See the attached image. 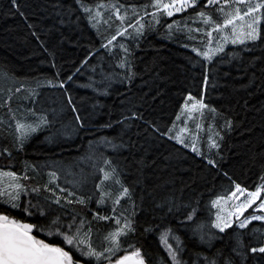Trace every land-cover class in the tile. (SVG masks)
Instances as JSON below:
<instances>
[{
  "label": "trees",
  "instance_id": "1",
  "mask_svg": "<svg viewBox=\"0 0 264 264\" xmlns=\"http://www.w3.org/2000/svg\"><path fill=\"white\" fill-rule=\"evenodd\" d=\"M84 2L94 5L100 2L108 3L109 0ZM118 2L126 8L134 5L139 9L141 5L151 3L152 0ZM17 3L20 11L24 13L23 16L12 6L11 0H0V76L7 77L0 79V105L4 104L9 94L8 89L14 92L15 88L20 87L21 91L15 93L9 102L16 118L22 122H33L40 116H46L48 123L29 137L22 152H16L12 149L14 130L10 127L15 124V120L11 118L8 107L0 106V144L12 150V158L0 157V168L20 174L24 171L25 164L35 165L39 174L29 171L28 175L34 177V181L30 183L40 184L47 181L48 172L55 171L60 177L58 182L61 186L69 189H72V184H66L65 179L72 181L73 177L66 176V173H78L82 169L88 176V182L75 190L78 195H88L96 192L94 185L102 178V174L92 168L93 162L86 159L90 142L103 144L102 138L108 137L116 145H131L118 150L106 146L101 150L117 165L119 179L134 189V199L139 208L136 216L137 232L130 237V242L142 250L145 258L149 259V264L150 258L166 257L158 236L165 226L179 230L177 234L186 245L185 259L189 264L196 259L195 253L213 257L218 249L223 253L220 264L229 254L234 257L231 253L234 240L229 236L232 229L226 233L212 229L222 239L214 240L209 248L206 244H201L198 237H191L172 216L157 209L155 205L170 196L185 202L199 199L201 211L195 219L207 223L214 219L216 211L214 208L209 211V201L217 195H227L234 190V185L223 175L224 172L249 191H254L262 182L260 177L264 176V72L260 69L264 67V61H256V67L253 69L246 67V64L242 66L235 59L231 63L217 65L216 61L220 57H216L213 63L207 66L209 86L203 96L205 102L215 107L217 112L213 120L207 119L204 124H210L214 131L223 137L222 141H218L221 145L220 155H215L216 149L211 150L212 158L216 159L218 164V168H212L201 156L174 140L151 136L145 139L143 135L138 134L143 128L139 121L134 122L140 124L139 129L133 127L122 131L121 126L116 124L112 128L101 127L109 119L114 122L122 111L134 105L148 119L165 128L175 121L189 94L200 98L202 67L197 62L202 58L191 49L193 46L202 47L199 39L201 34L195 33L197 39L188 40L185 30L176 33L172 39L166 38V25L174 20L183 23V18L188 17L192 9L173 17L161 15L155 30L146 31L144 38L139 41V47L134 48L133 70L136 76L131 84L120 83L124 70L116 67L115 60L107 56H94L88 61V65L81 68L73 77V81L66 85L73 97V103L85 121V127L79 128L62 90L48 86L37 87V82L43 84L47 79H55L57 70L60 71L59 79H65L80 66L90 50L99 48L100 35L87 20L81 17L77 21L81 13L75 11L78 6L73 0H17ZM147 10L151 12L153 9ZM128 12L129 21L134 20L132 9L128 8ZM109 15V12H104L105 19ZM149 20L150 17H144L145 22ZM110 23L111 27H108L101 21L98 25L100 33L106 36L114 34L121 22L113 17ZM187 23L193 28L201 26L199 23L193 24L191 20ZM261 31L264 33V22L261 24ZM117 41L133 47L130 38L117 37ZM185 44L189 47H184ZM234 47L238 50L240 46L229 45L226 51H232ZM50 53L54 54L56 67L52 66L53 56ZM262 54L264 53L261 47H256L252 52L243 55L247 62L249 58ZM92 67L96 68V72H92ZM253 72L255 76L252 75ZM109 74L112 76L110 86L109 81L105 79ZM29 90L37 92L34 100L27 98L30 95ZM104 92L107 94H102ZM29 108L34 110L35 116L28 111ZM225 120L231 121V129L225 128ZM200 136L199 147L207 153V129ZM105 183L113 192L118 188V185L111 181ZM121 204H124L123 200ZM71 207L91 218V213L82 206ZM104 207L97 205L95 197L89 204V208L96 211H103ZM0 211L22 222L40 223L43 219L39 216L29 217L19 209H10L3 203H0ZM194 222L195 220L189 222V227ZM156 224L160 225V229L148 233L143 231L144 227ZM111 226L112 222H99L95 225L99 230L98 235L94 237L97 244ZM262 227L264 222L253 221L247 229L239 231L249 232L253 228ZM40 238L45 237L41 234ZM245 239L247 241L251 237ZM123 254L121 252L118 255ZM248 264H252V261L249 260Z\"/></svg>",
  "mask_w": 264,
  "mask_h": 264
},
{
  "label": "snow or ice",
  "instance_id": "2",
  "mask_svg": "<svg viewBox=\"0 0 264 264\" xmlns=\"http://www.w3.org/2000/svg\"><path fill=\"white\" fill-rule=\"evenodd\" d=\"M78 7L75 11L81 13L77 17V21L81 17L87 20L92 27L97 29L100 35L99 48L90 50L79 67L75 69L65 79H59L60 71L55 73V79H47L43 84L37 82V87L48 86L54 89L62 90L67 105L74 114V120L79 128L85 127V121L81 118L80 112L76 104L73 103V97L69 94V82L73 81V77L81 71L88 61L94 56H107L115 60V66L123 69V79L120 83L131 84L136 73L134 68V48L139 47V41L144 38L146 31H154L160 23V16L166 15L173 17L177 13H184L188 9H192L188 17L183 18L184 22L174 20L166 25L167 37L172 39L176 33L187 31V39L195 40V33L201 34L199 39L202 47H192V52L201 57L202 60L197 63L202 67V94L200 98L189 94L181 109V113L175 117V121L168 127L162 128L158 122L148 119L144 113L133 105L122 111L120 117L114 122L109 119L108 122L101 125L103 128H112L114 124L120 125L121 130L131 129L133 127L140 129L139 135H143L145 139L149 136L153 138L167 137L174 140L184 148H190L193 153L201 156L212 168H218L216 159L212 158V149H216L215 155L219 156L221 147L218 141H222L223 137L219 132H215L214 136L209 135L208 152L202 151L198 146L199 137L195 134H189L186 139L185 134L189 132L186 124L178 127L176 121L181 120V116L187 119L192 118V113L199 112L203 116L204 111L216 113L217 109L210 103H206L203 93L208 90V65L213 63L216 57H220L216 61L217 65L232 60H238L243 66L246 64L248 68H255L256 61H264V54L258 57H251L245 61L244 53L252 52L254 48L261 47L264 53V33L261 31V24L264 22V0H152L151 3L141 5L138 9L134 5H125L117 2L96 3L90 5L84 0H73ZM11 4L19 12L17 0H11ZM128 8L132 9L134 20L129 21ZM153 9L149 12L147 9ZM110 15L105 19L104 12ZM142 11V14H141ZM150 17L145 22L144 17ZM115 19L121 23L116 28L114 34L106 36L100 33L98 25L103 24L111 27V21ZM25 19H27L25 17ZM191 20L193 24L199 23L200 27H191L187 23ZM32 27V25H29ZM131 29L132 31H129ZM35 35V33H33ZM215 34V35H214ZM117 37H127L132 41L133 47L126 46L124 43L117 41ZM37 39L39 37L37 36ZM116 42V43H114ZM259 42V43H257ZM236 47L232 51H226L229 46ZM184 47H189L185 44ZM119 49V51H114ZM103 50V51H102ZM47 51V49H45ZM52 66L56 67L54 54ZM100 62L98 61V64ZM92 72H96V68H91ZM264 72V67H261ZM247 74V73H245ZM255 76V72L252 73ZM6 75L0 76V79H6ZM110 82L111 74L105 77ZM215 87V84L212 85ZM21 91L20 87L8 89L7 98L3 105L9 109L11 118L15 120L13 128L12 149L16 152H22L25 143L29 137L36 133L42 126L47 125L46 116H40L33 122H22L17 119L15 113L12 112L10 101L15 93ZM30 95L27 98L35 99L37 92L29 90ZM104 95L107 92L102 93ZM29 112L35 116L33 109L29 108ZM139 121L140 124H135ZM2 123V122H0ZM225 128L231 129L232 123L225 120ZM201 124H196L199 130ZM103 144L99 142H90L89 152L86 159L92 161V168L102 174L99 183L94 185L96 192L88 195H78L75 189L82 188L88 182V176L81 169L78 173L68 171L67 175L73 177L72 181L65 179V183H71L72 189L62 187L58 181L60 177L55 171L47 173V181L43 184L30 183L34 181L33 176H29L28 172L37 173L35 165L25 164L24 171L17 174L15 171L0 168V203L7 205L10 209H19L26 213L27 216H39L42 219L40 223H28L0 211V264H149V259L145 258L142 250L135 247L130 242V237L137 232V209L139 205L134 199V189L126 186L120 179L118 167L113 163L111 157L105 155L101 150L102 147L111 146L114 150L122 147H131L123 143L116 145L108 137H103ZM0 157L6 159L12 158V150L4 144H0ZM223 175L228 178L234 185V190L227 195H217L215 199L209 201V211L211 208L216 209L214 219L209 222L196 220L198 213L201 211L199 199L185 202L170 196L155 205L157 209L172 216L177 223L185 231L189 232L191 237H198L201 244L212 247L214 240L222 239L212 229L218 230L219 233H226L232 229L229 236L234 240L231 247V253L223 259L222 264H248L249 260L252 264H264V227L253 228L249 232L239 230L247 229L253 221L264 222V176H261V183L254 191L236 183L224 172ZM111 181L114 185H118L115 192L107 186L105 182ZM95 197L98 206H105L103 211H96L89 208V204ZM244 197L243 200L240 198ZM124 204H121V201ZM259 201V203H257ZM142 203V200H141ZM73 205L82 206L91 213V218L77 212ZM255 207L253 208V206ZM253 208L252 213L245 216L244 213ZM107 213V214H105ZM243 217V218H242ZM195 222L189 227V222ZM99 222H112V226L106 231L102 240L97 244L94 237L98 235V229L95 225ZM235 224V228L233 225ZM160 229V225H148L143 228L145 233ZM178 229L171 226H165L159 231V241L163 246L166 257L157 256L151 259V264H189L185 259L186 245L180 235ZM41 234L45 238H40ZM51 237L52 239H48ZM246 237L251 239L246 241ZM129 249H131L129 251ZM123 252V255H118ZM223 255L221 250H217L213 257L203 255V253H195L196 259L192 264H220V257Z\"/></svg>",
  "mask_w": 264,
  "mask_h": 264
},
{
  "label": "rangeland",
  "instance_id": "3",
  "mask_svg": "<svg viewBox=\"0 0 264 264\" xmlns=\"http://www.w3.org/2000/svg\"><path fill=\"white\" fill-rule=\"evenodd\" d=\"M165 2H167V0H165ZM197 98H199V97H197ZM180 113H181V111H180ZM214 117H215V113H210L207 110L204 111L203 116H201L199 112H195L194 111L192 113V118L191 119H187L186 116H181V120L180 121H176V123H177L178 127H182V126H184L186 124V126H187V128L189 130V132L185 134L186 139L189 138V134L197 135L199 137V143H198V146H199L200 145V140H201V136L200 135L204 134L206 129H207L208 136L209 135H213V137L215 138V136H214L215 131H214L213 127L210 124L209 125L204 124L205 120H207V119L213 120ZM198 123L201 124V126H202L199 130L196 128V124H198ZM261 198L264 199V193H262V197ZM240 199L243 200L244 197H241ZM257 203H259V201H257ZM254 207H255V205L253 206V208ZM253 208H249L244 213V215L247 216L250 213H252ZM100 242L101 241H98V243H100Z\"/></svg>",
  "mask_w": 264,
  "mask_h": 264
},
{
  "label": "water",
  "instance_id": "4",
  "mask_svg": "<svg viewBox=\"0 0 264 264\" xmlns=\"http://www.w3.org/2000/svg\"><path fill=\"white\" fill-rule=\"evenodd\" d=\"M26 222L31 223V222H29V221H26Z\"/></svg>",
  "mask_w": 264,
  "mask_h": 264
}]
</instances>
